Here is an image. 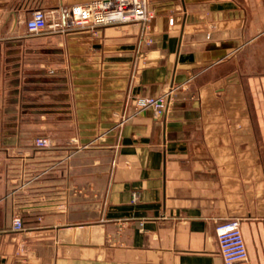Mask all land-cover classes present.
<instances>
[{
  "label": "crops",
  "instance_id": "0c3cea01",
  "mask_svg": "<svg viewBox=\"0 0 264 264\" xmlns=\"http://www.w3.org/2000/svg\"><path fill=\"white\" fill-rule=\"evenodd\" d=\"M89 1L0 0V264H225L217 225L235 217L236 264H264V0L26 28ZM166 91L161 117L134 104Z\"/></svg>",
  "mask_w": 264,
  "mask_h": 264
},
{
  "label": "built area",
  "instance_id": "2783aa9c",
  "mask_svg": "<svg viewBox=\"0 0 264 264\" xmlns=\"http://www.w3.org/2000/svg\"><path fill=\"white\" fill-rule=\"evenodd\" d=\"M156 11L149 0H92L87 3L74 4L65 9L36 8L26 21L30 31L68 30L89 28L98 30L102 26L138 22L148 27L155 17ZM172 18L170 22H172ZM210 34H208V37ZM175 97L171 91L157 96H143L134 100L137 109L151 108L155 117H161L169 112ZM38 148H48L52 139L48 135H38L34 139ZM134 199L138 193H133ZM13 230L25 228L22 216L17 213L13 217ZM217 236L221 256L225 264H236L249 256L239 218H231L217 225Z\"/></svg>",
  "mask_w": 264,
  "mask_h": 264
}]
</instances>
